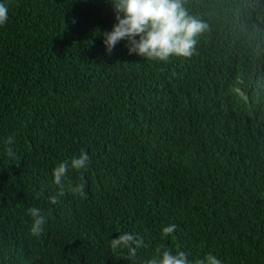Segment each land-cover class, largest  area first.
Returning a JSON list of instances; mask_svg holds the SVG:
<instances>
[{"label":"trees","instance_id":"trees-1","mask_svg":"<svg viewBox=\"0 0 264 264\" xmlns=\"http://www.w3.org/2000/svg\"><path fill=\"white\" fill-rule=\"evenodd\" d=\"M0 3L8 7V21L0 26V264H15L28 252L36 258L22 264H143L161 244L187 252L193 261L212 254L222 264H264L263 79L244 85L247 94L263 99L260 118L249 124L252 130L244 143L234 154L205 156L203 164L217 170L213 179L182 181L186 189L180 193L168 186L170 173L200 164L204 155L199 152L188 167L159 171L149 179L153 186L136 188L130 180L142 176L153 157L149 133L164 119L168 100L175 98L173 80L167 77L162 82L165 93L156 89L145 108L131 111L141 89L150 88L145 81L148 64L135 57L134 69L123 77L109 69L99 34L115 20L108 0ZM183 5L188 13L243 29L236 8L211 0H183ZM10 135L15 137L11 146L20 159L17 163L5 151L4 140ZM81 150L88 153L90 164L82 171L68 170L65 195L51 204L49 198L58 193L53 168L78 157ZM81 179L85 195L67 191L69 182ZM87 201L103 208L96 225L80 206ZM111 201L123 211L121 232L139 234L147 245L133 260L124 258L126 250L117 258L103 249L113 236ZM34 206L45 215L51 209L40 237L30 233L27 209ZM77 222L92 227L98 245L75 258L62 250V258L58 249L70 247L79 231ZM169 224L194 232L175 230L162 238L160 227Z\"/></svg>","mask_w":264,"mask_h":264},{"label":"clouds","instance_id":"clouds-1","mask_svg":"<svg viewBox=\"0 0 264 264\" xmlns=\"http://www.w3.org/2000/svg\"><path fill=\"white\" fill-rule=\"evenodd\" d=\"M204 3L206 0H198ZM228 8H236L243 16V29L237 30L221 23L211 22L205 15L187 12L183 0H108L109 12L115 18L113 24L102 27L103 44L109 55V69L122 77L134 68L132 61L140 57L148 64L145 81L150 83L147 92L141 89L134 110L148 105L156 89L165 93L162 82L170 77L175 85V98L168 100L163 108L166 115L159 126L150 131V143L155 150L142 176L132 178L130 184L136 188L151 186L149 179L159 171L188 167L196 154L203 152L200 164L185 171L169 174L168 186L176 193L186 187L180 182L196 177L213 179L217 170L203 164L205 156L211 159L219 154H234L236 147L244 143L250 131V123L258 121L263 99L259 95L247 94L245 84L256 79L264 80V0H211ZM8 21V7L0 3V26ZM145 63V65H146ZM145 65L143 67H145ZM142 67V68H143ZM140 71V70H139ZM138 71V72H139ZM238 92L239 96H233ZM129 111V112H131ZM177 136L179 139H177ZM5 151L16 163L20 160L13 150L14 135L5 138ZM208 146H211L208 149ZM216 152L211 154V152ZM209 160V159H207ZM90 164L88 153L81 150L78 157L59 162L52 170L53 183L58 193L49 198L51 204L59 202L65 195V180L69 169L82 171ZM224 176L220 174V177ZM122 180V173L118 181ZM153 186V185H152ZM85 183H68L67 191L72 195H85ZM142 189V188H141ZM145 190L147 195L149 191ZM54 209L55 206L45 204ZM85 217L94 225L102 213V206L95 201L80 205ZM32 218L30 233L40 237L51 216L39 207L27 209ZM71 220L66 216V221ZM108 220L113 236L103 249L133 260L140 248L147 247L142 236L121 232L123 211L119 204L111 201ZM78 223L69 248L58 249L75 258L78 254H89L97 243L92 227ZM161 237L177 233L194 232L193 228L182 230L176 224L162 225ZM36 256L29 252L15 264H22ZM38 258V256H37ZM143 264H222L215 255L203 259H189L182 250L169 249L163 244L155 249V255Z\"/></svg>","mask_w":264,"mask_h":264}]
</instances>
